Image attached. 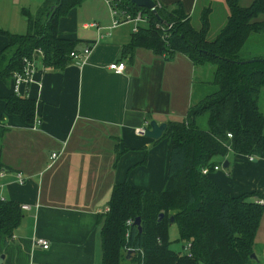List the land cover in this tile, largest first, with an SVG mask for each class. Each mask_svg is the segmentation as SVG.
Returning <instances> with one entry per match:
<instances>
[{
  "label": "crops",
  "instance_id": "crops-1",
  "mask_svg": "<svg viewBox=\"0 0 264 264\" xmlns=\"http://www.w3.org/2000/svg\"><path fill=\"white\" fill-rule=\"evenodd\" d=\"M42 1L30 11V0H0V29L25 33L23 11L34 15ZM155 1L162 6L179 2L190 18L209 5V31L218 14L222 22L228 15L224 0ZM257 19L264 20V14ZM111 22L104 0H84L60 18L59 34L77 41L75 51L88 46L90 52L81 64L70 58L59 69L37 56L31 82L21 83L17 94L35 100L31 122L4 114L12 78L0 79V127L5 128L0 134L5 168L0 170V196L28 205L20 208L22 217L12 235L0 234V264H100L98 216L108 210L113 185L126 180L160 191L166 183L170 136L154 140L136 128L148 127L151 120L180 121L208 92L204 86L211 85L213 68L194 65L181 53L168 58L141 47L124 53L135 24L109 28ZM6 42L0 35V50ZM112 62H123V71L109 69ZM224 159L227 167L220 164L209 173L224 192H264V158L227 154L213 160L219 164ZM261 236L257 234L255 245L264 246ZM38 238L48 241L47 249L38 246ZM254 254L258 259L259 252Z\"/></svg>",
  "mask_w": 264,
  "mask_h": 264
},
{
  "label": "trees",
  "instance_id": "trees-1",
  "mask_svg": "<svg viewBox=\"0 0 264 264\" xmlns=\"http://www.w3.org/2000/svg\"><path fill=\"white\" fill-rule=\"evenodd\" d=\"M83 1L43 0L34 15L23 11L28 26L25 33L0 29L7 41L0 50V79L9 81L14 72L22 70L26 59L37 56L38 49L44 65L62 68L77 41L62 37L58 22ZM153 1L155 12L120 0V8L132 15L141 11L147 19L133 32L124 53L141 47L168 58L184 54L194 65H211L214 90L192 103L180 121H167L161 137L170 136V152L166 183L160 191L137 188L126 180L113 185L108 210L98 216L100 264H255L251 254L264 211V192L229 195L209 173L226 161L214 162L217 156L264 158V112L258 106L264 86V56H252V61L240 56L251 33H264V20L257 19L264 14V0H252L247 6L224 0L228 15L210 40L209 5L200 11L199 27H195L179 2L162 6ZM3 100L4 114L32 121L34 99L12 92ZM202 115L206 116L205 128L198 125ZM4 131L0 127V134ZM203 167L208 173L201 172ZM4 169L0 149V170ZM160 213L163 216L158 219ZM170 216L179 240L189 243L185 254L169 248ZM21 217L17 202L0 200V234L10 237ZM136 217H140V231L133 224ZM129 249L132 253H127Z\"/></svg>",
  "mask_w": 264,
  "mask_h": 264
},
{
  "label": "built area",
  "instance_id": "built-area-1",
  "mask_svg": "<svg viewBox=\"0 0 264 264\" xmlns=\"http://www.w3.org/2000/svg\"><path fill=\"white\" fill-rule=\"evenodd\" d=\"M104 2L106 3V5L109 8V12H110V15L112 18V22H111V25L109 26V28H113L122 22H133L135 24L134 28H133V32H135L138 29V26L140 23H146L147 19H146L145 14H143L141 11H138L135 15H132L129 11H127V9L119 7L120 0H104ZM156 3H157V5H159L158 2H156ZM89 25L91 27H95L97 30L101 29V27H99L96 23H91ZM89 52H90V47L86 46L85 48H83V50H81L79 52H77L75 50L71 51L69 53V57L71 59H73L76 63L81 64L85 60V58L87 57ZM36 54L38 57L41 56L42 55L41 50L40 49L36 50ZM37 56L35 58H33L32 60L26 59L25 65L22 68V70L20 72H14L12 74V91L14 94H16V95L19 94V85L21 83L31 82L32 71L34 69L36 59H38ZM108 68L111 70H114V72H122L124 69V63L123 62H112L108 65ZM143 131H144V127L136 128L137 133L142 134ZM227 136L230 137L231 135L228 133ZM55 157H56V153H52L50 158L53 159ZM253 158H254L253 155H247L248 160H252ZM219 167L220 166L215 165L213 169L216 170ZM201 172L203 174L208 173V168L203 167L201 169ZM0 175H2V173H0ZM16 177L20 182H23V177L20 175V173H18L16 175ZM0 200H5V199L0 196ZM258 202L261 203L262 200H258ZM20 208L21 209H27L28 205L22 204L20 206ZM127 223L129 224V223H131V221L127 220ZM35 242L38 244V246H40L43 249H47L49 246L48 241L45 239H42V238L36 239ZM186 247H187V249L189 248V243H186ZM188 255H189V253H188Z\"/></svg>",
  "mask_w": 264,
  "mask_h": 264
},
{
  "label": "rangeland",
  "instance_id": "rangeland-1",
  "mask_svg": "<svg viewBox=\"0 0 264 264\" xmlns=\"http://www.w3.org/2000/svg\"><path fill=\"white\" fill-rule=\"evenodd\" d=\"M30 3H31L30 11H34L36 5L39 3V0H30ZM242 3L244 4L245 2L243 1ZM223 9H226L224 4H223ZM198 14H199V11L195 13L191 18V22H192L191 24L195 27H199ZM223 24L224 22H222V18L218 14V17L215 20L214 19L212 20L211 30L207 33V38L209 40L213 39L217 31L222 27ZM256 55L264 56V33H251L240 51V56L246 60L251 59L250 57L256 56ZM206 66L212 69L211 65H206ZM209 78L211 80L212 75ZM204 87H205V90L208 91L207 93L214 90V86L212 84L211 85L207 84ZM195 89L196 87L194 86V91ZM258 106H259L260 111L264 112V86L260 88V92L258 96ZM198 125L200 128L206 127V116L205 115H202L198 118ZM215 158L216 160L221 159V157H218V156ZM257 234H259L260 236L262 235L261 239L263 241L264 240V211H263L262 217L260 218V221L258 224V228H257L256 234L254 237V245H253V252H255V250L259 252L258 254L259 263L264 264V246L259 245L260 243H258V245H255ZM168 240H169V248L172 251H174L175 253H179V254L187 253L188 249L186 247V243L179 240L178 229L174 223L170 224L168 227ZM127 253H132V251L127 250ZM127 260L128 259L125 258V262ZM198 264H202V263H198Z\"/></svg>",
  "mask_w": 264,
  "mask_h": 264
},
{
  "label": "water",
  "instance_id": "water-1",
  "mask_svg": "<svg viewBox=\"0 0 264 264\" xmlns=\"http://www.w3.org/2000/svg\"><path fill=\"white\" fill-rule=\"evenodd\" d=\"M130 2L138 7L145 8L151 10L152 12H155V3L153 0H130ZM55 7L56 6L52 7V11L55 9ZM248 61H252V59ZM165 128H166V124L164 122L157 123L156 121L151 120L149 122L148 127H144L143 134L146 137L156 140L162 135ZM222 167L223 168L227 167V161H224L222 163ZM162 216L163 213H160L158 219H160ZM172 222H173V217L170 216L169 224H172ZM133 224L137 227L139 231L141 230L140 217H136L133 221ZM128 251H132V249H129ZM251 258H253L255 261H258L254 253L251 254Z\"/></svg>",
  "mask_w": 264,
  "mask_h": 264
}]
</instances>
